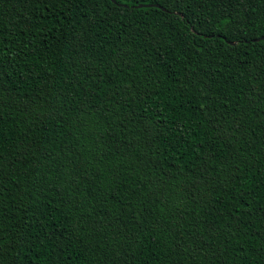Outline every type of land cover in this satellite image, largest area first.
<instances>
[{
	"label": "trees",
	"instance_id": "1",
	"mask_svg": "<svg viewBox=\"0 0 264 264\" xmlns=\"http://www.w3.org/2000/svg\"><path fill=\"white\" fill-rule=\"evenodd\" d=\"M261 36L264 0H0V264H264Z\"/></svg>",
	"mask_w": 264,
	"mask_h": 264
},
{
	"label": "water",
	"instance_id": "2",
	"mask_svg": "<svg viewBox=\"0 0 264 264\" xmlns=\"http://www.w3.org/2000/svg\"><path fill=\"white\" fill-rule=\"evenodd\" d=\"M147 5H150V4H139V5H137V6H147ZM258 39H264V36H261V37H259Z\"/></svg>",
	"mask_w": 264,
	"mask_h": 264
}]
</instances>
